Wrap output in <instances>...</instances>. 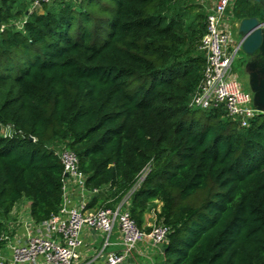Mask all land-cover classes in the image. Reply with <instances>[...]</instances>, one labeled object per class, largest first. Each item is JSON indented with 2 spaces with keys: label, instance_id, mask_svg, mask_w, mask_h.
Instances as JSON below:
<instances>
[{
  "label": "trees",
  "instance_id": "16d2710c",
  "mask_svg": "<svg viewBox=\"0 0 264 264\" xmlns=\"http://www.w3.org/2000/svg\"><path fill=\"white\" fill-rule=\"evenodd\" d=\"M233 11L264 19L246 0ZM208 12L195 0H0V238L22 199L35 222L58 212L57 151L69 149L86 188L107 187L87 209L131 193L143 231L160 204L161 264H264V114L240 127L222 106H189Z\"/></svg>",
  "mask_w": 264,
  "mask_h": 264
},
{
  "label": "built area",
  "instance_id": "2783aa9c",
  "mask_svg": "<svg viewBox=\"0 0 264 264\" xmlns=\"http://www.w3.org/2000/svg\"><path fill=\"white\" fill-rule=\"evenodd\" d=\"M231 3L232 0H215L209 9L206 33L199 43L205 56L203 77L189 106L201 110L222 106L240 127H246L263 113L254 106L251 94L243 88L233 70L241 46L240 41L234 40L226 15ZM38 4L35 1L33 7ZM57 156L63 167L58 212L41 222L30 219L10 223L8 232L0 238V264H87L79 262L78 251L84 228L102 234L99 255L114 244L112 236L115 231L119 232L118 248L106 252L103 264H123L132 256L138 241L144 238L155 246L167 242L169 227L164 224H156L147 233L140 230L126 207L128 199L124 198L114 208L87 209L89 190L86 177L80 172L78 157L69 149L57 151ZM142 178L141 175L140 181Z\"/></svg>",
  "mask_w": 264,
  "mask_h": 264
},
{
  "label": "crops",
  "instance_id": "0c3cea01",
  "mask_svg": "<svg viewBox=\"0 0 264 264\" xmlns=\"http://www.w3.org/2000/svg\"><path fill=\"white\" fill-rule=\"evenodd\" d=\"M228 9H227L226 15L229 18L230 23H231V17L232 15L234 16V13L232 12L229 13ZM242 18L243 17H241L240 19ZM240 19H238V23ZM237 26L234 30L232 29L234 40L236 43L239 42V38H240L237 34ZM239 51L241 52V55L235 60L237 65L235 64V61H234L233 65L234 64L235 65L233 67V70L235 74L238 76V80L240 81L241 85L244 87L246 91H248L251 94L252 100H253L254 93L250 87V74H248L247 72L241 71V68L246 66L248 57L242 51L241 47ZM101 190L102 189L96 190L94 192L89 191L87 194V200L89 201V199L92 196H94L95 194H99ZM73 197L75 200H77L78 198L76 195ZM29 204L30 203L28 200L22 199L15 206L14 210L10 214L9 222H25V221L30 220L31 217L29 213V206H30ZM151 216L152 214H150L149 211L145 213L144 222H143L142 227H151V225L153 224L151 222V219H152ZM119 239H120L119 232L115 231L112 236V242L114 244L108 247L104 254L99 255L98 253L101 249V244H102V234L99 232H94V231L84 228L81 232L82 244L78 248V251L80 253L79 262L81 263L86 262L87 264H103L106 252L118 248L117 242L119 241ZM157 249H159L160 251L159 250L157 251ZM162 254H163L162 245L155 246L151 244L148 238H144L138 241L133 251L132 256L129 257L123 264H161ZM88 261H91V262H88Z\"/></svg>",
  "mask_w": 264,
  "mask_h": 264
},
{
  "label": "water",
  "instance_id": "95a60500",
  "mask_svg": "<svg viewBox=\"0 0 264 264\" xmlns=\"http://www.w3.org/2000/svg\"><path fill=\"white\" fill-rule=\"evenodd\" d=\"M246 1L258 4L264 13V0ZM237 34L241 49L248 57L241 71L250 74L253 104L264 114V19L258 16L243 17L238 23Z\"/></svg>",
  "mask_w": 264,
  "mask_h": 264
},
{
  "label": "rangeland",
  "instance_id": "374dc122",
  "mask_svg": "<svg viewBox=\"0 0 264 264\" xmlns=\"http://www.w3.org/2000/svg\"><path fill=\"white\" fill-rule=\"evenodd\" d=\"M215 2V0H195V3H201V4H203L204 5V7H206L207 9H211V7L213 6V3ZM234 3H235V0H232V3H231V5L229 6V9H228V11H229V13L230 12H234L233 11V5H234ZM39 10L40 11H43V8H39ZM231 17V16H230ZM231 24H232V29L234 30L235 28H236V26H237V24H238V19L237 18H235V16H233L232 15V17H231ZM241 55V52L239 51L238 53H237V55H236V58H238L239 56ZM236 58H235V60H236ZM238 63V62H237ZM235 64H236V61H235ZM234 64V65H235ZM234 65H233V67H234ZM237 65V64H236ZM244 88V87H243ZM144 175V173L142 174V176ZM101 193H103V194H107V187H104V188H102V190L100 191ZM130 196V195H129ZM129 197H128V195L125 197V200L126 199H128ZM128 202V201H127ZM127 202H126V204H127ZM159 208V209H158ZM157 210V211H156ZM159 210H160V204L159 205H157V206H155L154 208H152V209H150L149 210V212H150V214H152V216H151V222L153 223L152 225H151V228L153 227V226H155L157 223L156 222H158L157 221V212H159ZM10 223H12V222H10ZM145 228H147V227H144L143 228V232H145V233H147L146 231H144V229ZM159 249H157V251H158ZM160 251V250H159ZM158 258V257H157Z\"/></svg>",
  "mask_w": 264,
  "mask_h": 264
},
{
  "label": "flooded vegetation",
  "instance_id": "af4514ba",
  "mask_svg": "<svg viewBox=\"0 0 264 264\" xmlns=\"http://www.w3.org/2000/svg\"><path fill=\"white\" fill-rule=\"evenodd\" d=\"M247 58V57H246ZM238 77V76H237Z\"/></svg>",
  "mask_w": 264,
  "mask_h": 264
}]
</instances>
